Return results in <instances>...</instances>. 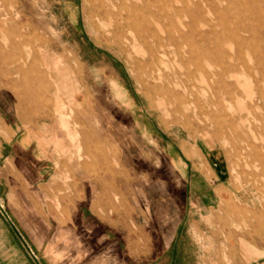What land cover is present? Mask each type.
Masks as SVG:
<instances>
[{"label":"rangeland","instance_id":"1","mask_svg":"<svg viewBox=\"0 0 264 264\" xmlns=\"http://www.w3.org/2000/svg\"><path fill=\"white\" fill-rule=\"evenodd\" d=\"M114 1L0 0V264H264V0ZM188 8L239 55L219 99L167 43Z\"/></svg>","mask_w":264,"mask_h":264},{"label":"bare ground","instance_id":"2","mask_svg":"<svg viewBox=\"0 0 264 264\" xmlns=\"http://www.w3.org/2000/svg\"><path fill=\"white\" fill-rule=\"evenodd\" d=\"M157 1L158 0H154L153 1L154 2L153 7H152V9H153V11H152L153 18H151L152 19L151 22H153V21H155L157 19V15L154 12V10L157 7ZM220 1H223V0H220ZM107 3H110V4H114L115 5V1L114 0H103V1L102 0H99V4L98 5H95L96 14L100 17V19H103V16L104 15H108L110 13L109 8L107 6ZM131 3H134V2H131ZM124 5L125 4H123V6ZM133 6H134V4H133ZM194 6L197 7L198 6V3H195ZM171 9L174 11L173 8H171ZM177 11H179V10H177ZM185 15H186V17L189 18L188 23L187 22L186 23H183L182 26L184 28L182 30H177V32H178V35L177 36L178 37H175L172 34H169V38H168V42L167 43H168L169 46L175 47V50H176L175 53L179 54L181 52H184V53L188 54V60H189L190 64L192 66H194V68L196 70H199L200 71V75H201V78H202V81L203 82H208V81H206V71L204 69V61H207V59L210 58L211 56L214 57V59L210 60V63L209 64L212 65V68H211L212 71H210V73L208 75H210V77L212 78L211 81L212 82H215V84H217V87L219 89L218 88L216 89L215 85H210V88L209 89H211V90H209V91H211V93L213 95L218 96V99H219V96H220L219 90L221 91V87L218 84V82L220 80H226V81H228L229 78L230 79L231 78L233 79V77L237 74V59H238V56L239 55L236 52H234V53H227V52H225L223 50V48H222V43H221L220 40H215V41L210 42L209 39H208V36H207L208 35L207 32L204 31L200 26L196 25V15H195V13H194L193 10H191L190 8L186 9V14ZM127 16H128V14H127ZM123 27H126L125 23L123 24ZM147 31H148V33L150 34L151 37L155 38V34L150 29H147ZM261 35H262V32H259L260 38L263 39L261 37ZM158 41L160 43L159 44L160 47L163 48V47L166 46V43L164 44L163 41H161V40H158ZM263 46H264V44H263ZM160 51H162V50H160ZM141 52H143V51H141ZM162 52L166 53L167 51L163 50ZM215 52H217V54H215ZM252 53L255 55V54L259 53V52L257 50H255ZM152 55H153V57H152L153 59H158L157 56H156V54L154 52L152 53ZM163 57H164V55H163ZM244 64H246V63L244 62ZM238 65H240V64H238ZM258 69H259V67H258ZM248 71H250V70H248ZM238 75H241V74L239 73ZM179 76H180V73H177V72L173 73L172 75L171 74H168V73H160L159 77L162 78L163 80H165L166 86H167V89H165L164 87H161L162 90L170 91L173 95H177V96L179 95V91L178 90H182L183 91V95L180 98L181 102H183L185 104H188V105H190V106H192L194 108L197 107L199 105V98H198L199 93H202L203 94V97L204 96H208V94L206 95L208 89L206 90L205 87H200L199 85H197V83L194 81L193 71L190 70L189 68L186 71L185 77L183 79H181V77H179ZM233 84L232 83L227 84L226 88L224 90H222V92L224 93V97L231 98L233 96L234 91H235V86ZM212 94H211V97H212L211 99L212 100L210 99L209 100V103L210 104H212V103L215 104L216 101L213 99V95ZM258 95L259 94L257 93V96ZM236 96H238V95H236ZM260 97H262V96H260ZM260 97H258V98H260ZM253 104H254V101H253ZM220 106H221V104H220ZM247 107H249V106H247ZM251 108H250V110H251ZM233 113H234V111H233ZM235 113H236V111H235ZM250 115H251V112H250ZM250 115H249V117H253L252 115L251 116ZM226 117H227V115H226ZM245 117L246 118H249L247 116H245ZM245 117H243V118H245ZM239 119H238V121H239ZM247 120L249 121V119H247ZM254 120H255V118H254ZM245 121H246V119H245ZM251 121H252V119H251ZM260 122L262 123L263 121H260ZM260 122H258V123L260 124ZM233 123L231 122V124H233ZM251 123H253V122H251ZM262 125L264 126V124H262ZM242 126H244V125H242ZM255 136H257V135H255ZM59 142H60V140H59Z\"/></svg>","mask_w":264,"mask_h":264},{"label":"crops","instance_id":"3","mask_svg":"<svg viewBox=\"0 0 264 264\" xmlns=\"http://www.w3.org/2000/svg\"><path fill=\"white\" fill-rule=\"evenodd\" d=\"M2 125L0 124V130L2 129ZM5 235L8 237H12V235H11V233H10V231L8 230V231H5Z\"/></svg>","mask_w":264,"mask_h":264}]
</instances>
